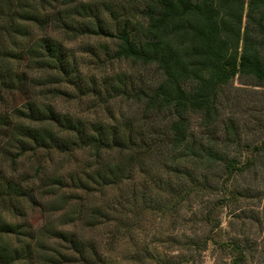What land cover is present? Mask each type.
<instances>
[{
	"label": "trees",
	"instance_id": "trees-1",
	"mask_svg": "<svg viewBox=\"0 0 264 264\" xmlns=\"http://www.w3.org/2000/svg\"><path fill=\"white\" fill-rule=\"evenodd\" d=\"M53 1L0 0V89L25 91L15 59H27L47 69L43 81L54 69L80 91L85 79L61 41L14 38H28L35 24L110 36L108 59L131 69L91 84L102 116L82 118L32 96L0 111V264H120L118 239L132 235L145 211L171 212L190 196L214 194L200 201L204 221L217 228L218 208L260 201L264 105L231 83L264 85V0H58L62 8L50 10ZM39 148L84 151L71 157L77 165L68 175L82 195L65 197L57 188L64 177L53 174L35 190L27 172L14 170L18 157ZM47 186L51 209L66 211L27 228L21 218ZM263 211L241 209L240 217L262 225ZM248 236L219 243L227 264H264V238Z\"/></svg>",
	"mask_w": 264,
	"mask_h": 264
},
{
	"label": "rangeland",
	"instance_id": "rangeland-1",
	"mask_svg": "<svg viewBox=\"0 0 264 264\" xmlns=\"http://www.w3.org/2000/svg\"><path fill=\"white\" fill-rule=\"evenodd\" d=\"M49 8L50 10H57L62 7L57 0L56 2L53 1V6L50 5ZM71 13H74L73 10ZM17 35L14 38L25 45L44 35H50L53 40L58 39L61 41L63 51L74 54L75 59L78 61L79 76L84 78L85 81H83L80 91L76 90V86L70 83L65 84L63 77H59L54 69L53 78L50 77L43 81L47 69L37 68L27 59H23V61L15 59L17 62L15 72L26 79V83L23 85L25 91L23 88L12 91H7L4 88L0 89V111H9L19 101L24 103L26 99L32 96L40 101L41 105L44 102H50L55 109L75 112L82 118L90 119L102 116L104 115V106L99 104L100 100L98 99L101 95L96 92L92 94L91 84L95 80L100 84L103 76L109 73L114 74L131 69V63L126 60L108 59V54L112 53L114 47V40L110 36L90 35L70 30L66 32L62 27L54 25L53 27L52 25L39 27L37 24L33 25L28 38H24L18 33ZM0 38L4 40L3 37ZM17 44L18 47L22 46L19 43ZM18 47L14 46L15 49H18ZM89 47L92 50H89ZM231 86L235 91L248 93L252 97L258 98L256 99L258 104L264 105L263 84L253 85L249 81L243 82V79L240 81L236 77ZM49 89H53V95L49 92ZM101 94L105 95V91H101ZM113 104L116 105L114 102ZM83 152L77 150L73 154L74 156H69L66 152L56 149L39 148L34 153L27 152L18 157L15 161L14 170L17 173L27 172L31 178V185L35 190L36 184L38 188L42 184L43 177L53 174L57 177L60 176L62 179L64 177V181L62 180L57 188L65 197L73 194L82 195V192L74 187V183L68 175L73 172L74 167L77 165L75 159L71 157L80 160L84 156ZM5 163L7 170L13 168L10 157ZM48 188L50 186L43 189V198L37 196L35 207L26 209L23 218H21L27 228L38 227L45 223L49 217L50 219H56L57 222L58 216L66 211H64V208L51 209L49 201L52 200V197L46 194L49 191ZM261 188L263 190L261 191L260 201L256 199L240 201L236 204L218 208L217 218L220 220V225L217 228H212L209 222L204 221L207 209L204 204L216 199L218 195L214 194L205 197L190 196L188 201L171 212L145 211L137 216L139 223L133 229L132 235L126 234L118 239L114 256L120 264H227L230 253L220 246L219 243L223 240L244 231L245 234L249 235L250 240L262 244L264 222L262 225H255L250 222V218L240 217L243 215L240 213L241 209L247 210L249 207H254L256 210L263 211L264 188L263 186ZM200 199H203V201L206 199L205 203H201ZM18 219L16 217L13 220ZM244 223L245 226H243ZM208 234L211 239L207 238ZM102 235L106 236L105 233ZM185 240L194 242V245H190L189 248L184 247Z\"/></svg>",
	"mask_w": 264,
	"mask_h": 264
}]
</instances>
